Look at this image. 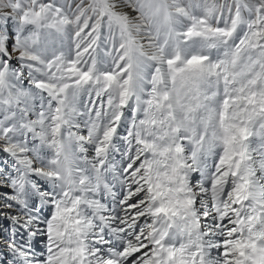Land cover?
Here are the masks:
<instances>
[{
    "label": "snow or ice",
    "instance_id": "obj_1",
    "mask_svg": "<svg viewBox=\"0 0 264 264\" xmlns=\"http://www.w3.org/2000/svg\"><path fill=\"white\" fill-rule=\"evenodd\" d=\"M0 153V264H264V0H0Z\"/></svg>",
    "mask_w": 264,
    "mask_h": 264
},
{
    "label": "bare ground",
    "instance_id": "obj_2",
    "mask_svg": "<svg viewBox=\"0 0 264 264\" xmlns=\"http://www.w3.org/2000/svg\"><path fill=\"white\" fill-rule=\"evenodd\" d=\"M8 223L11 225V221L5 219L4 218V214H0V241L5 240L8 237V234L9 233H8V230L7 229L9 227L8 228H5L4 227V225H7ZM2 224H4V225H2ZM34 244L37 246L38 249L42 248V246H43V242L40 239L35 240L34 241ZM0 247H2V245H0Z\"/></svg>",
    "mask_w": 264,
    "mask_h": 264
},
{
    "label": "rangeland",
    "instance_id": "obj_3",
    "mask_svg": "<svg viewBox=\"0 0 264 264\" xmlns=\"http://www.w3.org/2000/svg\"><path fill=\"white\" fill-rule=\"evenodd\" d=\"M57 2H61L62 3V2H64V0H57ZM69 2H71V0H69ZM75 2L78 3L79 0H75ZM216 3L217 4H223V3H225V0H216ZM73 6H74V4H73ZM143 42L146 43L147 41L144 40ZM5 161H9V158L5 154L0 153V170L7 171L10 168V161H9V163L7 165L4 163ZM4 190L8 191V189H6V188L5 189H0V193L4 192ZM2 225H4V224H2ZM4 227L5 228H8V227L10 228V224L8 223L7 225H4Z\"/></svg>",
    "mask_w": 264,
    "mask_h": 264
}]
</instances>
